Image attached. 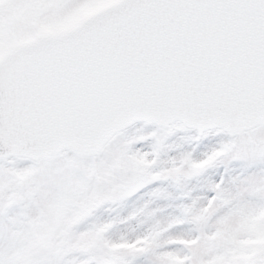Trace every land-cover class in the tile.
<instances>
[{
	"label": "snow or ice",
	"instance_id": "obj_1",
	"mask_svg": "<svg viewBox=\"0 0 264 264\" xmlns=\"http://www.w3.org/2000/svg\"><path fill=\"white\" fill-rule=\"evenodd\" d=\"M0 264H264V0H0Z\"/></svg>",
	"mask_w": 264,
	"mask_h": 264
},
{
	"label": "rangeland",
	"instance_id": "obj_2",
	"mask_svg": "<svg viewBox=\"0 0 264 264\" xmlns=\"http://www.w3.org/2000/svg\"><path fill=\"white\" fill-rule=\"evenodd\" d=\"M137 127H140V125H137ZM150 130L151 128L145 129V131H150ZM192 135H195V133L193 132ZM218 139H219L218 137L210 138V139H206L203 142L199 143V147L195 155L199 157L203 152L209 150L216 143ZM231 167L234 169V171L232 172V175H240L242 172H244V166L240 163H234L233 165H231ZM224 173H225L224 166H220L219 168H215V169H210L205 179L219 181L221 176ZM179 202L180 201H174L173 203L178 204ZM168 211L171 212L173 211V209L169 208ZM178 231H182V229H178Z\"/></svg>",
	"mask_w": 264,
	"mask_h": 264
}]
</instances>
